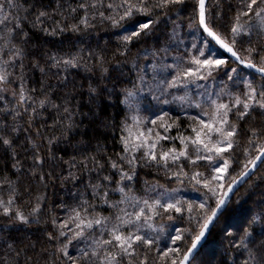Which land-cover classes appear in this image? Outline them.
Wrapping results in <instances>:
<instances>
[{"label": "snow or ice", "instance_id": "6c2138e0", "mask_svg": "<svg viewBox=\"0 0 264 264\" xmlns=\"http://www.w3.org/2000/svg\"><path fill=\"white\" fill-rule=\"evenodd\" d=\"M228 7L225 28L208 0H55L54 7L0 0V151L16 177L0 179V264H200L211 228L240 203L231 200L234 186L264 183L252 179L264 165V0ZM98 24L124 33L111 58L106 47L85 43ZM68 34L80 40L74 50L33 43ZM136 45L143 47L133 55ZM160 105L180 109L188 135L169 111L141 114ZM117 106L124 112L119 123L105 112ZM101 129H112L118 151L108 153L95 135ZM21 152L31 159L27 168ZM143 169L187 182L202 198L187 199L158 179L144 180L138 195ZM50 178L72 184L73 203L61 200L66 214L51 215L32 240L23 229L41 224L47 199L33 195L32 182L47 188ZM254 207L238 225L220 228L229 255L219 264H264V190ZM184 220L188 227L168 230L166 222Z\"/></svg>", "mask_w": 264, "mask_h": 264}, {"label": "trees", "instance_id": "16d2710c", "mask_svg": "<svg viewBox=\"0 0 264 264\" xmlns=\"http://www.w3.org/2000/svg\"><path fill=\"white\" fill-rule=\"evenodd\" d=\"M38 2L46 6L47 5H51L52 7L55 6V0H38ZM238 3L239 0H208V4L213 12H222L224 19L220 23L225 28L230 24V18L233 15V12L229 10L228 6L230 4L235 6ZM49 10L51 11V8H49ZM176 19L178 20V22L180 20H183L184 29L186 31L187 30L186 17H181ZM123 34H124L123 31L119 29H114L108 24H98L96 29L93 30L91 37L85 39V43H90L93 48L96 47L97 43L101 47H106L107 55L109 58H111L112 52L115 50V48L118 45V36ZM186 39L190 47L192 37L188 36ZM255 40L256 37L254 36L253 41ZM105 42H108L107 45H105ZM261 42L264 43V40H262ZM33 43L41 45V50H46L48 48H51L53 50L66 51V50H74L70 48L71 45L80 46V40L71 34H68V38L63 40L60 37H57L51 43H45V41L42 38H34ZM140 47H143V45L134 46L132 48V54L135 55L137 49ZM213 47L217 49L214 45ZM182 53H183V49L181 48L179 50V53H174V54H182ZM30 59L31 57H29V60ZM28 62H29L28 60L25 61L26 64ZM83 75L84 73H81V76ZM40 78H41L40 74L37 72L35 74V81H39ZM77 82L78 83L80 82L79 77H77ZM51 83L55 85L56 79L51 78ZM29 86L39 88V83L30 82ZM122 86H123L122 84L118 85V87H122ZM86 87H87V83L85 81V88ZM78 99L80 98L78 97ZM84 99H86V96L84 97ZM160 109H162L163 111H169L170 115L173 118L179 116L181 121V128L179 129V131L183 132V134L185 135L189 134L190 130L186 128L188 121L186 120L184 114L180 111V109L176 105H167L165 107L159 106L158 108H149L147 111H144L141 114L145 116H151L153 111H156V113L159 114ZM82 111L87 112L88 109L85 107L82 109ZM105 112L106 114L115 115V119L117 123H119L120 119L124 115V112L121 110L119 106L106 108ZM44 115L47 116L48 113L45 112ZM259 119L260 118L258 117L257 122H259ZM48 123H51V118L48 119ZM85 123H87V121H85ZM101 133H103V135H101ZM48 134L50 133H46V135ZM88 135L89 137L93 136V132L91 129L89 130ZM95 135L101 141L106 142V146L109 154H111L114 151H118V147L115 145L113 140L114 133L112 129H107V130L101 129ZM170 135L176 136L177 130L176 129L171 130ZM80 138H81L80 136H76L75 140H79ZM95 143L96 140L92 139V144L94 145ZM165 143L169 147L172 146V144H169V141H166ZM176 145L177 147H179V141H176ZM57 154L60 155L61 153H57ZM71 154H72V150L68 149V155ZM68 155H65L64 158L68 159ZM21 160L25 168H27V166L31 164V159L28 158L27 155L23 152H21ZM11 164L12 161L2 151H0V179H3L5 174H8L12 179H16V177L12 174ZM45 170L46 171L48 170L47 166L45 167ZM53 171L59 173L60 168L56 167L53 169ZM146 172H149L151 174L145 175ZM257 176L264 177V165H260L258 167V169L255 172V176H253L252 179H255ZM139 178L141 182L136 185L138 195L144 194V185H143L144 180L149 181V183L151 184H156L158 179L159 184L163 185V187L167 189H172V188H180L183 190L192 189L191 185L187 184V182L184 185L178 184V182H176L175 180H172L171 182H166V178L163 172L157 174L154 169L140 170ZM27 183H28L27 178H21L22 185H26ZM250 183H251L250 180L245 182V184L241 186L231 198L233 203H235V201H237L238 198L240 200L239 205L235 207L234 213L228 215L226 221L225 218L222 217L220 221L216 222V226L211 229V232L208 235L206 242L203 244V247L200 249L199 255L197 257V260L200 262V264H219V261L228 258L229 253L226 252L227 242L222 240V233L220 232V228L224 225V223L230 226L238 225L243 220V218L246 215H248L249 209L255 210L254 202L259 201L260 193L262 190H264V183L260 184V186L255 188L254 190L249 188ZM32 191H33V195L45 194L47 196V199L44 201L43 204V211L41 213V224L33 225L30 229L29 228L23 229L27 237H29L32 240H36L41 236V233L40 231H38V229H43L45 227L44 224L45 220H49L51 215H57L59 217H63L66 214L64 210H61L58 207V204L60 203L61 200H63L67 204H72L73 201L71 199L70 192L75 191V189L73 188L72 184H67L64 187H61L60 182L58 180L52 181V179L50 178L49 186L47 188L43 187L38 182L33 181ZM181 195H183L185 198L190 200H199L202 198L200 196V193L198 192H196L195 194L181 193ZM118 198H119L118 195L112 197V199H118ZM25 199H27V197H25ZM104 214L108 215V212L104 211ZM166 223L169 224L168 230L173 232V234H174V228L172 227V225H174V227H181V228L188 227L186 220L166 222ZM8 230L13 231L12 228H9ZM166 242L167 241H162L161 247H163L164 243ZM37 251H39V246L37 248ZM73 254L75 253L73 252Z\"/></svg>", "mask_w": 264, "mask_h": 264}, {"label": "water", "instance_id": "95a60500", "mask_svg": "<svg viewBox=\"0 0 264 264\" xmlns=\"http://www.w3.org/2000/svg\"><path fill=\"white\" fill-rule=\"evenodd\" d=\"M217 49H218V46H216V45H214ZM219 50V49H218ZM221 53H222V50H219ZM247 71H251V70H247ZM258 169V168H257ZM256 169V170H257ZM245 184V182H240V183H238L236 186H234V191H233V193H231L230 194V196H231V198L233 197V195L236 193V191L241 187V186H243ZM212 229V228H211ZM206 242V241H205ZM204 242V243H205Z\"/></svg>", "mask_w": 264, "mask_h": 264}, {"label": "rangeland", "instance_id": "374dc122", "mask_svg": "<svg viewBox=\"0 0 264 264\" xmlns=\"http://www.w3.org/2000/svg\"><path fill=\"white\" fill-rule=\"evenodd\" d=\"M203 83V82H202ZM160 106H163V107H165V106H167V105H160ZM145 116V115H144ZM169 144H172V142L171 141H169ZM181 193H183V194H195L196 192L195 191H193L192 189H189V190H183V189H181ZM180 193V194H181Z\"/></svg>", "mask_w": 264, "mask_h": 264}]
</instances>
